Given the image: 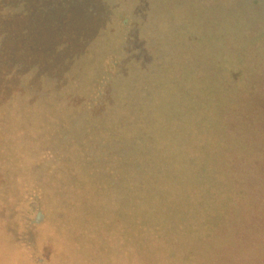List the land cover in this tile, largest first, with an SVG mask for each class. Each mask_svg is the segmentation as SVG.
Here are the masks:
<instances>
[{
	"label": "rangeland",
	"instance_id": "obj_1",
	"mask_svg": "<svg viewBox=\"0 0 264 264\" xmlns=\"http://www.w3.org/2000/svg\"><path fill=\"white\" fill-rule=\"evenodd\" d=\"M259 11L264 15V0H0V110L6 108L1 102L9 95L3 88L7 82L16 85L21 75L27 76L25 81L33 89L31 93L15 89L10 113L5 115L15 114V133L18 129L19 138L20 133L22 136L15 144V168L20 173H27L32 166L36 171L34 149L42 147L45 137H55V146L65 150L60 133L81 117L85 123L102 121L111 126L116 119L114 131L126 128L124 121L136 128L134 133L138 125H144L136 145L146 150L149 171L145 173V195L146 191L148 196L160 194L161 182L152 184L151 178H164V183L165 178L182 175L185 154L172 144H189L192 136L191 149L202 157L210 144L215 168L218 165L216 169L223 174L222 190L230 191L233 186L229 167L236 166L238 172L233 190L239 192L233 202L235 208L223 200L214 207L204 205L199 212L203 223H183L184 219L176 223L165 218L168 223L153 224L152 230H145L142 223H114L112 211L107 214L108 223H87L91 214L84 210V223L77 224L65 208L66 222L61 219L40 229L42 241L51 247L42 250V257L41 250L30 245L29 264H75L69 261L73 252L87 264L96 258L90 252L93 244L94 250L107 258L119 251L105 264H264V86L252 87L254 77L242 80L228 74L229 68H242L243 63L247 72L257 67L263 73L264 17L252 27L260 38H246L239 29L244 21L241 13ZM230 15L236 23L234 33L227 38L231 34ZM120 48L126 53H120L119 69L110 72L104 92L96 93L110 56ZM228 51L230 56H226ZM12 68L15 75L9 70ZM186 91L194 92V97H186ZM98 97L102 100L96 102ZM102 106L104 116L99 111ZM200 115L208 118H198ZM177 119L182 127L179 120V126L170 124ZM8 123L0 120L3 134L8 132ZM215 123L221 125L216 126L222 131L221 147L212 146ZM185 124L187 135L183 137ZM248 139L252 141L250 147L245 143ZM98 141L114 151L119 157L115 158L117 163L131 164L125 159L131 156L130 142ZM216 151L220 153L218 159ZM96 153L92 150L90 155L95 157ZM33 159L35 164L29 165ZM174 164L180 167L170 171ZM212 168L209 173L213 178L216 169ZM139 187V182L122 183L114 192L129 202L127 195ZM30 197L36 204L28 228L43 219L41 200L36 195ZM30 197L25 200L27 208ZM145 198L141 204L134 202L140 220L146 212ZM50 202L47 197L46 203ZM120 208L124 209V204ZM121 241L127 247L131 242L138 246L125 252L118 249ZM168 242L172 243L170 250L164 253L162 247ZM50 250L53 257L63 260L52 258ZM14 263L8 258L0 260V264Z\"/></svg>",
	"mask_w": 264,
	"mask_h": 264
},
{
	"label": "trees",
	"instance_id": "obj_2",
	"mask_svg": "<svg viewBox=\"0 0 264 264\" xmlns=\"http://www.w3.org/2000/svg\"><path fill=\"white\" fill-rule=\"evenodd\" d=\"M241 16H243L244 21L239 29L244 32L245 37L250 38L251 40H254L253 37L260 38L258 32L255 33L252 27L255 28L254 24L256 21L258 22V20L264 17L262 12L259 11L255 14L241 13ZM227 18L230 21L229 30H231V34H229L227 38H230L234 33L233 30L236 22L233 21L235 20L234 15H230ZM210 22L212 23L213 21ZM120 53L126 52L121 48L118 50L115 49L114 53L110 56V64L104 68L105 75H103L102 82L97 84L96 93H99L101 89H103L104 92V88H106L108 81L110 80V72L117 71L119 69V61L121 59ZM228 53L229 51L226 53V56H230ZM248 53L253 54L252 56L256 54V52L253 51ZM257 55V57H260L259 52H257ZM239 65L242 66L241 64ZM216 66L220 67V65ZM14 68L9 70H12L11 73L15 75ZM262 68L263 73H260V71L257 70V67L251 68L250 72H247V66L243 63L242 68H229L230 71L228 74L234 79L242 77V80L247 76L254 77L256 83L252 85V87H263L264 67ZM26 79L27 76L23 77L21 75L20 78H18V81L15 82L16 85H12L11 82H7L3 86L5 90H8L9 95H5L1 102V105H6L2 107L6 108L3 109V112L0 110V120L4 119L9 121V126L7 128V134L0 132V260L2 258H8L15 260L16 264H29L30 255L28 253L30 251V245L32 244L35 248L41 250V255L43 257L42 250H44L46 246L51 247V245L42 241V231H40V229H44V225H56L62 222L61 219L63 222H66L67 219L64 213L66 210L65 208L72 212L75 219L74 221L75 223L77 222V224L84 223V210L89 211L91 214L88 216L87 223H108L107 219L109 217H107V214L112 211L114 223H123L128 221L127 223H133L135 226H137L136 223H142L141 227L145 230L147 228L152 230L153 228L151 226H153V224H156L157 227V224L159 223H168L166 220L167 218L170 221H176V223L178 219H184V221L182 220L183 223H203L204 219L199 212L201 207L204 205H207V207L210 205L214 207L216 203L219 205V203L225 201V204H227V201H229L227 206H235L233 202H235V199L239 194V192L233 193L234 184H236L238 180L236 166L231 165L228 169V173L232 178L233 186L230 191L226 192L221 188L220 180L223 179V174L218 172V169H216L218 165H216L215 168V163L213 161L215 159L211 157L213 154H211V150L208 147L210 144L208 143L207 149L203 152L206 157L205 159V157H202V155H200L195 149L192 151V143L193 140H195L193 136L190 137L189 144H184L183 142L179 144L178 141L177 144L174 143L172 144L173 146L171 145L172 147H175V150L177 149L176 147H181L184 151L187 162L185 166H182V175L175 179L169 178V180H167V178H165L164 183V178L159 180L151 178L150 181L152 184L155 181L157 182L156 185L161 182L162 188L160 194L158 195L157 193H154L148 196V192L146 191L145 195L143 192L145 183L147 184L148 181L145 173L149 171L148 164L146 165L145 160L146 150L142 147L141 149L136 145V140L138 141L139 135L142 137L141 134L143 132L141 134L139 132L141 130V126L144 125H142V123L138 125V132L134 133L136 128L128 126L127 121H124L126 128L123 126L114 131L116 119L111 121L113 123L112 126L108 124L105 125L102 121L100 123L91 121L85 123L83 117L78 118V121L74 119L72 125L66 126L65 129L62 130V134L60 133V138L65 141V150H60L55 146V137H45L42 141V147H40V149H34V157L37 156L36 171L33 170L32 166V169H30L27 173H20V169L15 168V144L18 140L21 141L22 136L20 133L19 138L18 129L17 133H15V114H12V116L5 115L6 113H10L8 110L13 102L15 89L22 91L23 93H31L33 91L29 82L25 81ZM184 94L186 97L187 95L191 96L190 98L194 97V92H187ZM262 94L264 95V93ZM92 98L94 99V96ZM93 99L91 100L93 101ZM99 99L101 98L98 97V100L95 99V101L97 102ZM103 109L104 106H102L99 110L101 111L100 114L102 116H104L102 114ZM14 112L15 111H13V113ZM144 112L146 111L144 110ZM185 115L189 117L188 113ZM202 116L203 118H208L206 115H200L198 118ZM178 120L179 119L175 122L171 121L170 124L175 123L174 125L179 126ZM187 122L188 121H184V123ZM180 124L182 127L181 121ZM188 124H185V128H181L183 129V132L181 130L183 137L187 135V131L185 130L187 129L186 127H188ZM213 126L216 129H212L211 131L212 146L221 147L223 146V143L221 145V143L218 144V142L221 138L222 131H217L216 127L221 125L215 123ZM223 127L224 132H227L228 126L226 123H223ZM0 130L4 129L0 127ZM107 130H109V133ZM120 132H122L123 135L120 134ZM99 139L102 140L101 143L104 140L112 142L114 139L123 143L130 142L128 149L131 152V156L126 157L125 159L131 161V164L129 162L126 164H122L120 162L117 163L115 158L119 157L116 156L112 149L107 150L105 148L107 144L103 143V146L100 145V141H98ZM245 143L249 147L252 145V141L249 139L246 140ZM70 150H72V152ZM92 150H97L95 157H93L94 155H90ZM141 150L143 152L142 156H140ZM217 150L219 151V149ZM218 151H216L215 154L216 159L220 157V153ZM135 156H137V158L139 157L138 162ZM94 158H96L95 161L93 160ZM28 164L34 165L35 159H33V162ZM178 167H180V165L174 164L173 169L170 168V171H173L174 168L176 170ZM211 168L212 170L216 169V175L213 178L210 177L209 173ZM32 174L33 176H31ZM217 179H219V182H217ZM209 181H211V185ZM133 182H139L142 188L139 187L137 191H133L131 194L127 195V199L128 196L130 199L128 200L129 202H127L126 199L124 200L122 197L118 198L119 196L117 197V195H115L114 188L120 187L122 183L131 184ZM225 183H227L226 180ZM180 185H182V187H180ZM47 186L49 187V190L46 189ZM246 191L247 190L245 189V192ZM33 195L38 196L42 202L43 219L41 222L35 223L34 227L28 228L27 223H29L30 212L35 208L34 204H36V200H31L32 197L30 196ZM146 196L147 202H145L147 204V214L145 212L140 220V218H138V214L136 213L139 212V209H134V202H139L141 204V201L144 200ZM28 197H30L31 201H29V207L27 208L25 200L28 199ZM47 197H50V203H46ZM22 203H24V205H22ZM121 204H124V209L120 208ZM232 212L233 211H231V214H233ZM194 213H196V215ZM197 227H199L198 224ZM59 228H61V224ZM101 231L102 229L100 232ZM58 235L60 236V234ZM37 239L41 240L37 242ZM171 242L165 243L164 247H162L164 253L165 251L167 252V250H170L169 248L171 247ZM122 243H124V245ZM116 245H118V242H116L115 246ZM137 246L138 243L133 244L131 242L127 247L125 246V242L121 241L118 249L123 251L125 250V252H127L128 250H134ZM90 247L92 249L90 252H94L92 256H95L96 258L94 261L93 259L86 261L87 264H96L99 261L101 264H105L106 262H109L110 259H114L115 255L119 252L117 251L113 256L107 258L104 257L105 255L100 256V254L94 250V244ZM71 248L74 249V247ZM144 250L141 253H143ZM24 253L25 255H23ZM49 254L52 256L51 250ZM52 258L60 259L53 256ZM69 261H74L75 264H82L80 257L76 258L75 252H73L72 259Z\"/></svg>",
	"mask_w": 264,
	"mask_h": 264
}]
</instances>
